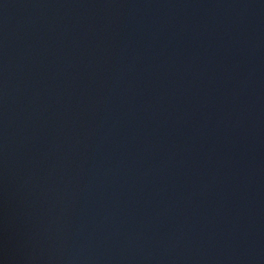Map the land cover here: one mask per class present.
<instances>
[{
  "label": "water",
  "instance_id": "95a60500",
  "mask_svg": "<svg viewBox=\"0 0 264 264\" xmlns=\"http://www.w3.org/2000/svg\"><path fill=\"white\" fill-rule=\"evenodd\" d=\"M0 264H264V0H0Z\"/></svg>",
  "mask_w": 264,
  "mask_h": 264
}]
</instances>
